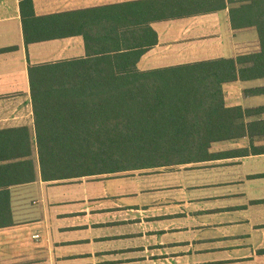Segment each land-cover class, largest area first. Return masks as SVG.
<instances>
[{
	"label": "crops",
	"instance_id": "crops-1",
	"mask_svg": "<svg viewBox=\"0 0 264 264\" xmlns=\"http://www.w3.org/2000/svg\"><path fill=\"white\" fill-rule=\"evenodd\" d=\"M32 5L0 0V264H264V140L214 143L195 163L44 181L29 74L140 52L139 71L168 74L258 52L257 31L232 28L228 0ZM260 87L224 84L226 107H264L245 94Z\"/></svg>",
	"mask_w": 264,
	"mask_h": 264
},
{
	"label": "trees",
	"instance_id": "trees-1",
	"mask_svg": "<svg viewBox=\"0 0 264 264\" xmlns=\"http://www.w3.org/2000/svg\"><path fill=\"white\" fill-rule=\"evenodd\" d=\"M25 3L33 14L32 0ZM228 3L234 30L257 31L258 52L168 74L139 71L143 52L103 58V69L87 60L31 67L43 180L195 163L211 157L214 143L264 140V107L227 108L223 91L264 80V0ZM156 42L155 34L147 48ZM245 94L264 96V87Z\"/></svg>",
	"mask_w": 264,
	"mask_h": 264
}]
</instances>
